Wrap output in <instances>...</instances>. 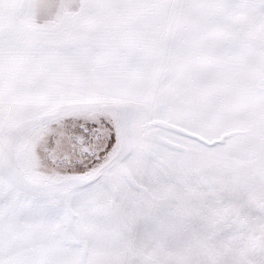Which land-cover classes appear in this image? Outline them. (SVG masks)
Returning a JSON list of instances; mask_svg holds the SVG:
<instances>
[{"label": "snow or ice", "instance_id": "snow-or-ice-1", "mask_svg": "<svg viewBox=\"0 0 264 264\" xmlns=\"http://www.w3.org/2000/svg\"><path fill=\"white\" fill-rule=\"evenodd\" d=\"M0 264H264V0H0Z\"/></svg>", "mask_w": 264, "mask_h": 264}]
</instances>
